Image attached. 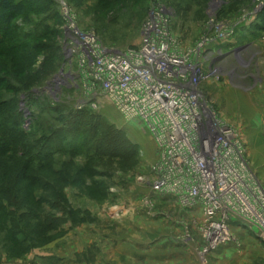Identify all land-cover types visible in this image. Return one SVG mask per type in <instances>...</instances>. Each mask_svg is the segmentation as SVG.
<instances>
[{
	"label": "rangeland",
	"instance_id": "374dc122",
	"mask_svg": "<svg viewBox=\"0 0 264 264\" xmlns=\"http://www.w3.org/2000/svg\"><path fill=\"white\" fill-rule=\"evenodd\" d=\"M32 2L36 11L30 22L19 19L17 26L25 34L53 28L59 44L69 15L107 47L139 48L143 26L157 3L169 11L172 36L184 53L209 36L198 61L205 71L215 72L200 88L219 118L240 132L251 172L264 188V0ZM47 7L50 12L40 13ZM218 25L230 28L234 36L218 40ZM8 58L0 59L4 101L15 96L5 90L8 78H1L5 76L1 69L13 65ZM43 61L41 54L34 68H41ZM24 79L17 72L12 87L21 90ZM52 81L53 77L48 81L51 85L18 95L25 134L38 143L37 150L52 151L47 160L40 156L30 165L19 184L20 205L9 207L0 200V264H264V237L258 239L256 228H236L233 222L229 229L235 237L227 250L217 253L229 242L213 249L203 246L194 219L174 205L154 200L143 183L151 177L157 158L151 135L138 123L126 122L106 101L97 110H86L92 122L77 118L70 93L56 88H62L59 80ZM93 122L102 125L103 133L112 128L122 134L136 154L130 160L118 153L99 159L90 151L93 137L86 131ZM49 135L51 141H44ZM19 168L14 156L0 155V189L10 185ZM9 220L16 224L12 234L4 226Z\"/></svg>",
	"mask_w": 264,
	"mask_h": 264
},
{
	"label": "built area",
	"instance_id": "2783aa9c",
	"mask_svg": "<svg viewBox=\"0 0 264 264\" xmlns=\"http://www.w3.org/2000/svg\"><path fill=\"white\" fill-rule=\"evenodd\" d=\"M169 14L155 4L143 26L141 46L122 50L107 47L68 15L65 62L55 76L62 88H56L70 91L79 110H97L106 101L126 122L138 123L151 135L157 158L151 178L143 183L154 195L172 197L185 211L201 210L203 246L233 222L256 228L264 237V188L251 172L246 145L240 132L221 122L200 88L215 72H206L198 61L211 40L203 38L199 47L181 55ZM216 34L221 41L234 36L224 25L216 27Z\"/></svg>",
	"mask_w": 264,
	"mask_h": 264
},
{
	"label": "trees",
	"instance_id": "16d2710c",
	"mask_svg": "<svg viewBox=\"0 0 264 264\" xmlns=\"http://www.w3.org/2000/svg\"><path fill=\"white\" fill-rule=\"evenodd\" d=\"M43 1L49 2L50 0ZM50 10V7L45 10L40 9V13L44 11L46 14ZM33 11L36 10L32 0H0V59L4 60L9 57L8 60L13 62L10 68L1 69V74L5 75L1 78H4L3 80H5V77L8 78V80L6 79L5 90L13 92L15 95L14 98L5 101L3 95H0L2 99L0 101V155H12L20 163L16 178L13 176L10 185H2L0 189V200L6 201L9 207L20 205L23 196L20 193L22 190L19 188V184L25 181L26 173L28 174L32 162L40 156L47 160L52 151L49 147L37 150L36 144L38 143H33L30 137L25 134L22 128L20 97L18 95L22 90L31 91L34 87L42 86L45 83L46 85L50 84L48 82L50 78H55L65 62L63 44L57 42L58 32L56 30L45 26L43 29L40 27L42 31L38 30L35 34H25L17 26L16 22L19 19L29 23ZM41 54L44 61L41 68L36 69L34 66L37 57ZM18 61L22 62L20 70H17ZM17 72L25 77L24 81L21 82V90L16 87L13 88L11 84ZM1 82L0 85H2ZM63 90L65 91V89ZM66 93L71 92L67 90ZM77 110V118L83 116L85 120L87 118L90 122L93 121L86 112V110L91 111L92 109ZM59 121L62 125L65 124L64 118H60ZM98 123L93 122V126L86 131L93 137L91 143H94V146L90 148V151L96 153L99 159H111L113 155L118 153V156L122 159L130 160V157L132 158L136 154V149L127 144L122 134L114 132L112 128L103 129L105 132L103 133L101 132L102 125ZM50 137L52 138V135H49L48 140H43L51 141ZM60 203L58 201L57 205ZM4 226L12 234L16 224L9 220L4 223Z\"/></svg>",
	"mask_w": 264,
	"mask_h": 264
},
{
	"label": "crops",
	"instance_id": "0c3cea01",
	"mask_svg": "<svg viewBox=\"0 0 264 264\" xmlns=\"http://www.w3.org/2000/svg\"><path fill=\"white\" fill-rule=\"evenodd\" d=\"M151 178V177H150ZM149 179V178H148ZM146 186V185H145ZM146 188H148L147 186H146ZM148 190H149V188H148ZM149 193H150V195H151V197L154 199V200H159V201H162V203H165V204H169V205H174L175 207H178V208H180L179 206H177L176 204H175V200L172 198V197H161V196H158V195H154L150 190H149ZM180 211H181V213H183V214H185L188 218H190V220L191 219H194V223H195V225H196V227L195 228H197L198 229V226L200 225V221H202V214H201V210L199 209V208H197V209H194V210H192V211H190V212H188V211H185V210H183L182 208H180L179 209ZM197 217V218H196ZM195 219H198L199 221H196ZM201 219V220H200ZM193 222V221H192ZM240 225H237V227L236 228H238ZM243 226V225H242ZM241 226V227H242ZM243 228H245V229H251V228H249V227H245V226H243L242 227V229ZM241 229V228H240ZM242 231V230H241ZM232 234H233V232H231ZM257 233H258V239L259 238H261L262 237V235L260 234V232L257 230ZM233 236L235 237V235L233 234ZM200 241H201V238H200ZM194 244L196 245H199L198 243H197V241H195L194 242ZM231 245H232V243H230ZM230 245L228 244L227 246H224L221 250H219L217 253H220L222 250H224V249H228V247H229Z\"/></svg>",
	"mask_w": 264,
	"mask_h": 264
},
{
	"label": "bare ground",
	"instance_id": "6f19581e",
	"mask_svg": "<svg viewBox=\"0 0 264 264\" xmlns=\"http://www.w3.org/2000/svg\"><path fill=\"white\" fill-rule=\"evenodd\" d=\"M181 55H186V53H184V52H181ZM205 98V97H204ZM218 116V115H217ZM221 120V119H220ZM204 121V120H203ZM221 122H223L224 124H226L223 120H221ZM205 123V122H204ZM206 124V123H205ZM229 128H231V129H233L232 127H230L228 124H226ZM207 126V125H206ZM235 130V129H234ZM236 131V130H235ZM238 132V131H237ZM240 139H241V137H240ZM214 146L216 147L217 146V143L216 144H214ZM254 176H256V175H254ZM233 238H234V236H233V234L231 233V230L230 229H225V228H223V230L221 229V230H216V233L214 234V237H213V242L211 243V244H209V247L211 248V249H213V248H217L222 242H223V244L224 243H227V242H229L230 243V241H232L233 240ZM225 239H227V241H225ZM223 244H221L222 246H224Z\"/></svg>",
	"mask_w": 264,
	"mask_h": 264
}]
</instances>
